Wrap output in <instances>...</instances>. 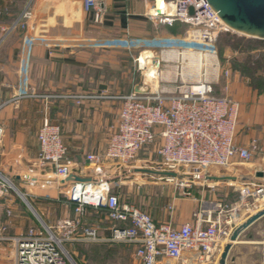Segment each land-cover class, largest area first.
I'll use <instances>...</instances> for the list:
<instances>
[{"label":"built area","instance_id":"2783aa9c","mask_svg":"<svg viewBox=\"0 0 264 264\" xmlns=\"http://www.w3.org/2000/svg\"><path fill=\"white\" fill-rule=\"evenodd\" d=\"M153 1L161 2L162 10L160 14L156 7L153 8L152 18H161L167 25L179 22L192 28V33L181 38H111L96 45L102 50L136 52L135 70L150 81L158 78L156 54L177 52L180 56L183 52H196L202 57L207 56L213 53L212 45L218 34L230 31L212 12L206 0ZM101 2L81 0L83 11L93 14L94 20L98 21ZM4 11L0 9V13ZM30 19L27 7L13 28L18 26L25 30ZM34 42L44 41L36 38L29 40L28 44L31 46ZM142 54H148L144 56L143 65ZM225 74L228 78L229 73ZM194 86L197 91H193ZM62 98L72 99L79 105L89 96ZM117 99L121 102L118 119L111 127L102 154L87 155L86 163L79 165L78 172L73 173L65 162L67 148L61 128L46 118L37 133L35 161L16 177L21 183L35 187L54 186L58 198L73 205L74 218L57 221L54 227H30L24 233L11 235V222L16 216L9 192L14 191L15 186L0 173V203L5 217L0 223V244L11 245L12 264H76L63 242L98 241V227L82 229L80 236L74 238L89 209L106 211L111 223L110 241L132 246L136 264H193L192 261L201 264L235 230L237 215L233 212L234 207L221 204L199 207L192 223L174 226L171 216L168 223L157 224L135 206L121 203L113 192V185L116 180H130L138 186L173 183L174 191H180L183 197H189L190 189L198 184L213 190L215 183L209 181L211 171L227 169L235 158L247 163L257 151L255 143L251 149L235 144L239 102L228 96H211L209 86L201 81L188 85L179 95L133 92ZM3 134L0 126V143ZM142 152L145 158H139ZM102 163L111 170L108 176L104 172L96 180L88 176L92 168ZM70 177H76L78 181L62 184ZM47 179L55 182H40ZM253 193L258 200H263L264 186H255ZM248 197L242 192L239 194L241 206L247 207L245 199ZM167 209L172 215L173 204Z\"/></svg>","mask_w":264,"mask_h":264},{"label":"crops","instance_id":"0c3cea01","mask_svg":"<svg viewBox=\"0 0 264 264\" xmlns=\"http://www.w3.org/2000/svg\"><path fill=\"white\" fill-rule=\"evenodd\" d=\"M27 7L31 19L26 29L13 28ZM155 7L162 10V5L158 8L153 0H102L100 17L95 21L93 14L83 11L81 0H0V9L5 10L0 13V126L4 131L0 168L11 169V176L16 179L30 167L38 154L37 133L46 118L61 128L67 148L65 162L73 173L86 163L87 155L104 152L111 127L118 119L121 103L118 105L117 97L133 92L147 93L140 91L145 85L135 70L136 52L102 50L96 45L111 38H181L182 25L174 27L162 23L161 18L150 16ZM36 38L44 42H34L30 46L28 41ZM160 57L166 67L175 63L180 67L181 81L177 79L179 85H184L180 89L200 81L209 87L224 82L220 77L221 65L207 71V66L202 64L204 56L195 59L196 55L190 52L180 56L177 52L158 53L155 57L157 71ZM185 70L186 75L183 74ZM168 75L170 78L171 71ZM169 78L167 85L174 88ZM225 81L229 96L240 104L235 144L251 149L255 143L257 151L247 163L235 158L227 169L211 171L209 181L215 183L213 190L198 184L190 189L189 197L179 194V199H174L172 190L171 195L167 191L168 185H152L149 194L160 202L148 214L157 224L168 223L171 216L174 226L192 223L199 207L219 204L234 207L233 198L238 199L241 192L249 196V201H255L254 187L264 186V92L258 94L237 72ZM124 86L132 90L112 95V89ZM102 87L105 90H99ZM79 95L89 98L79 105L72 99L62 98ZM140 155L145 158L144 152ZM108 170L109 167L102 163L92 168L88 176L96 180L103 172L108 176L111 173ZM114 184L119 185V189L125 188L113 191L120 202L138 208L135 202L143 195L140 191L143 186L134 187L131 181L120 180ZM39 189L44 198L47 192L53 196L49 200L62 204L54 186L46 184ZM123 193H126V202L121 201ZM167 202L176 206L172 215L167 211ZM62 205L69 209V217L74 218L73 205L66 200ZM12 208L21 215L11 222L10 231L15 235L30 227H41L34 217L32 220L26 218L18 205L12 203ZM3 209L0 203V223L5 220ZM15 223H19V227H13Z\"/></svg>","mask_w":264,"mask_h":264},{"label":"rangeland","instance_id":"374dc122","mask_svg":"<svg viewBox=\"0 0 264 264\" xmlns=\"http://www.w3.org/2000/svg\"><path fill=\"white\" fill-rule=\"evenodd\" d=\"M183 31V36L185 37L187 34L192 33V28L188 27L187 25L181 27ZM226 33V32H221L218 34L214 44L212 45L214 48L213 53L208 54L207 56H204L203 58V65L207 66V71L208 70H213L215 69V66L221 65L220 67V77L224 81L222 84H218L217 86L214 85L210 88V95L214 97H224V96H229V86L227 82L225 81L226 78V72L229 73V76L232 75L234 71V64H238L240 62L244 61L245 56H242L240 54H234L232 49L228 47L227 45L223 44L222 42V36L221 34ZM228 33L234 34L240 37H244L239 34H235L231 31ZM248 38V37H245ZM251 39V38H248ZM216 41L220 43V47L217 45L216 47ZM219 48H222L220 51ZM192 54L196 55L195 59H198L197 57L199 56L198 53L196 52H190ZM148 54H142L141 57V65L144 64V56ZM143 60V61H142ZM143 62V64H142ZM159 62V69H158V78L155 81H150V79L145 78L144 76L140 75L142 77V84L144 83V87L140 90L141 87H138L137 89L140 91H145L147 94H155V95H161V96H174V95H179L182 91H185L187 89V86L185 89H180L183 88L184 85H179V80L181 81L180 74V67H178V64L175 63L172 67L168 68L165 66V64L162 62V58L160 57ZM157 65V62H155ZM171 65V64H170ZM158 66V65H157ZM158 68V67H157ZM236 68V67H235ZM169 71H171V77L169 78ZM176 71V72H175ZM219 71V69H218ZM176 73V76H175ZM199 73V72H198ZM204 73V71H203ZM186 75V70L183 73ZM240 75V73H239ZM168 78L170 79V82L172 83V86L174 88H170L168 84ZM178 78V79H177ZM240 78L247 80L250 83V80L244 76L240 75ZM200 81V80H199ZM178 82V83H177ZM176 84V85H175ZM210 85V84H209ZM178 86V87H177ZM195 87V86H194ZM132 88L124 86V87H119L112 89V95L113 96H118V93L125 94L128 93ZM171 90V91H169ZM168 93H167V92ZM170 92V93H169ZM171 94V95H170ZM118 105H120V101H117ZM139 158H144L142 155H140ZM153 160V159H152ZM152 168L154 166L150 165ZM0 173L8 178L15 188L21 192L24 197L27 199L29 204L33 207V209L36 211V213L39 215V217L42 219L44 224L47 227H54L57 221L63 220L64 218H72L70 216V212L68 211L69 209L65 208L63 206V201L65 200L64 198H59L62 202V204H58L53 202L51 199L49 193H46V198H44L41 195V189L38 190V187L32 186L31 184H25L21 183L19 180H16L11 176V169L7 171V169L0 168ZM130 181V180H126ZM136 187L135 185H132ZM120 187L119 185L114 184L113 185V190L116 191V189ZM122 191H123V186H121ZM170 187L167 191L170 192L169 195L172 194L174 195V199H179V194L180 191H174V185H168ZM119 189V188H118ZM119 189V190H120ZM125 189V188H124ZM151 186H143L140 191H142L143 195L140 196L135 202V205L138 207L139 210H143L145 214L149 215L148 212L150 209H154L156 204L160 201L155 198V196H151L150 193ZM11 200L13 201V205H18L19 207L22 208L24 211V216L26 218H30L32 220L33 215L30 214L29 211H27V207L24 206L20 200V198L17 196V194L14 191L9 192ZM126 193H123V197L121 201L126 202L125 199L127 198L124 197ZM44 195V194H43ZM48 195V196H47ZM239 195V194H238ZM250 199V198H249ZM249 199H245V203L247 202V207L244 205L241 206V209L243 212L242 214L237 215L236 219V227L246 221V219L256 213L257 211L261 210L264 208V199L263 200H258L255 197V201H249ZM170 200V199H169ZM173 201V196L171 199V202ZM171 202H167V208L169 205L173 204ZM233 204L240 205V199L238 197L233 198ZM165 205V202H162ZM235 205V206H236ZM234 206V207H235ZM165 207V206H164ZM174 211H176V206L173 204ZM245 207V208H244ZM67 209V210H66ZM169 212V210L167 209ZM15 216H19V219L21 215H17V212L15 211ZM175 215V214H174ZM66 216V217H65ZM72 216V215H71ZM18 219V220H19ZM34 219V218H33ZM19 222H21L19 220ZM39 223V222H38ZM167 223V222H166ZM13 227H19V223H17ZM39 225H41L39 223ZM111 226L110 221L107 219L106 214L103 211H93L90 210L85 213L81 226L77 229L74 238L79 237L82 229L90 228V227H98L100 228L99 230V236H98V241H82V242H63V246L65 249L69 252V255L72 257L74 262L76 264H136L134 257H133V252L134 249L132 246L128 244H123V243H118V242H112L110 241L111 239V230L109 229ZM39 228V226H37ZM101 228L103 230H101ZM53 232L56 233V231L53 229ZM11 235H15L13 230L10 231ZM225 240H222L217 247L215 248L216 250L208 257L206 261H204L201 264H218L220 254L222 252L223 247L226 245L224 243ZM12 247L10 244L4 245L0 244V264H12ZM4 259V260H2ZM193 263H195L193 261ZM199 264V263H198ZM227 264H264V218L253 224L248 230H246L241 237L239 238V241L237 244L233 245V248L229 254Z\"/></svg>","mask_w":264,"mask_h":264},{"label":"water","instance_id":"95a60500","mask_svg":"<svg viewBox=\"0 0 264 264\" xmlns=\"http://www.w3.org/2000/svg\"><path fill=\"white\" fill-rule=\"evenodd\" d=\"M212 12L233 33L251 39L264 40V0H206ZM161 14V11H159ZM192 15V9L189 10ZM99 90H105L103 87ZM168 176L173 174L167 173ZM210 179V178H209ZM78 181L76 177L67 178L62 182ZM42 183H54V179L41 180ZM14 191L27 207L33 217L43 226H46L24 195L15 187ZM264 218V208L249 216L246 221L238 225L228 243L223 247L218 264H227L229 254L234 244H237L241 235L253 224Z\"/></svg>","mask_w":264,"mask_h":264},{"label":"trees","instance_id":"16d2710c","mask_svg":"<svg viewBox=\"0 0 264 264\" xmlns=\"http://www.w3.org/2000/svg\"><path fill=\"white\" fill-rule=\"evenodd\" d=\"M181 25L184 26L179 22L172 24L174 27ZM221 36L223 44L230 47L234 54L245 56L243 62L234 64V71L248 78L250 87L258 94L264 92V40L248 39L228 32L221 34ZM217 45H220L218 41H216V47ZM219 49L222 50V48ZM101 211L106 214L105 210Z\"/></svg>","mask_w":264,"mask_h":264},{"label":"bare ground","instance_id":"6f19581e","mask_svg":"<svg viewBox=\"0 0 264 264\" xmlns=\"http://www.w3.org/2000/svg\"><path fill=\"white\" fill-rule=\"evenodd\" d=\"M157 6H158V8H161V2H157ZM193 91H197V88H196V87H193ZM90 191H91V190H90ZM233 212H234L235 215H240V214H242L241 212H243V210L241 209V205H236V206L234 207ZM228 240H229V239H226V240L224 241V243H228Z\"/></svg>","mask_w":264,"mask_h":264}]
</instances>
